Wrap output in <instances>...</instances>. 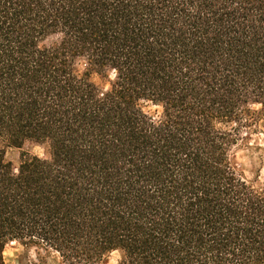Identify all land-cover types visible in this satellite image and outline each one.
<instances>
[{"label": "trees", "instance_id": "obj_1", "mask_svg": "<svg viewBox=\"0 0 264 264\" xmlns=\"http://www.w3.org/2000/svg\"><path fill=\"white\" fill-rule=\"evenodd\" d=\"M254 135L264 0H0V264H264Z\"/></svg>", "mask_w": 264, "mask_h": 264}, {"label": "rangeland", "instance_id": "obj_2", "mask_svg": "<svg viewBox=\"0 0 264 264\" xmlns=\"http://www.w3.org/2000/svg\"><path fill=\"white\" fill-rule=\"evenodd\" d=\"M249 146H239L234 152V161L241 175L255 184L264 183V136L254 135L247 144ZM263 149H256V146ZM30 149L32 152L46 156L45 149L33 144H25L23 148L10 149L7 153V159L12 161L14 165L19 163L20 155L24 150ZM4 259L6 264H42L38 259V252L34 247H26L18 242L9 243L4 250ZM47 261V264H62L57 254L45 255L41 252ZM121 255L115 251L109 254L104 264H119Z\"/></svg>", "mask_w": 264, "mask_h": 264}, {"label": "clouds", "instance_id": "obj_3", "mask_svg": "<svg viewBox=\"0 0 264 264\" xmlns=\"http://www.w3.org/2000/svg\"><path fill=\"white\" fill-rule=\"evenodd\" d=\"M17 174H19L18 171H17ZM110 264H114V262H110Z\"/></svg>", "mask_w": 264, "mask_h": 264}]
</instances>
